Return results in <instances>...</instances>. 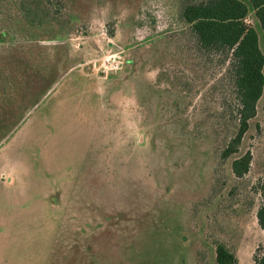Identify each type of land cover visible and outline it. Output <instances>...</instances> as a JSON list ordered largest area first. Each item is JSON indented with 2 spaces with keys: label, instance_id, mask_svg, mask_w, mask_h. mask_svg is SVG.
I'll return each instance as SVG.
<instances>
[{
  "label": "rangeland",
  "instance_id": "rangeland-1",
  "mask_svg": "<svg viewBox=\"0 0 264 264\" xmlns=\"http://www.w3.org/2000/svg\"><path fill=\"white\" fill-rule=\"evenodd\" d=\"M178 4L68 0L69 30L0 43V264H215L217 243L254 264L264 87L237 178L224 66L197 56Z\"/></svg>",
  "mask_w": 264,
  "mask_h": 264
},
{
  "label": "trees",
  "instance_id": "trees-1",
  "mask_svg": "<svg viewBox=\"0 0 264 264\" xmlns=\"http://www.w3.org/2000/svg\"><path fill=\"white\" fill-rule=\"evenodd\" d=\"M178 3L182 30L191 38L197 56L224 66L222 78L227 88L223 101L229 104L225 111L234 124L219 155L222 159L233 156L231 172L241 178L249 170L251 154L237 153L250 121L256 116L264 87V47L259 36L261 32L264 45V0H178ZM67 4L68 0H0V43L7 38L15 39L23 26L28 32L44 24L69 30L71 17ZM250 15L259 30L247 22ZM259 189L261 200L256 218L264 233V182ZM253 262L264 264V248ZM215 264H236V257L225 245L217 243Z\"/></svg>",
  "mask_w": 264,
  "mask_h": 264
},
{
  "label": "built area",
  "instance_id": "built-area-1",
  "mask_svg": "<svg viewBox=\"0 0 264 264\" xmlns=\"http://www.w3.org/2000/svg\"><path fill=\"white\" fill-rule=\"evenodd\" d=\"M108 60H110V58L108 57V58H106L105 59V63H106V65H105V70H111V69H117V68H119L120 66H121V61H117V63L116 64H114V65H109V64H111ZM107 63H108V65H107ZM104 70V69H103Z\"/></svg>",
  "mask_w": 264,
  "mask_h": 264
}]
</instances>
